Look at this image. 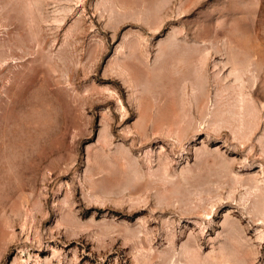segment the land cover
Returning a JSON list of instances; mask_svg holds the SVG:
<instances>
[{
    "label": "rangeland",
    "instance_id": "374dc122",
    "mask_svg": "<svg viewBox=\"0 0 264 264\" xmlns=\"http://www.w3.org/2000/svg\"><path fill=\"white\" fill-rule=\"evenodd\" d=\"M0 264H264V0H0Z\"/></svg>",
    "mask_w": 264,
    "mask_h": 264
}]
</instances>
